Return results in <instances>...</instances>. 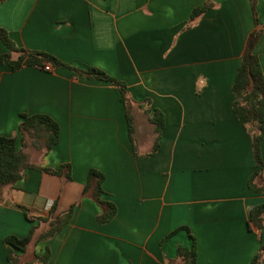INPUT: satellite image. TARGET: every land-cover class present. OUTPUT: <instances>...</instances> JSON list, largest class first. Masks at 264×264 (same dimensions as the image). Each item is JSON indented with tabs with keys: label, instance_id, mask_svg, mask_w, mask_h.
Wrapping results in <instances>:
<instances>
[{
	"label": "crops",
	"instance_id": "0c3cea01",
	"mask_svg": "<svg viewBox=\"0 0 264 264\" xmlns=\"http://www.w3.org/2000/svg\"><path fill=\"white\" fill-rule=\"evenodd\" d=\"M254 2L256 25L249 0L0 2V28L18 48L77 70L98 69L163 116L152 151L154 126L135 106L130 141L115 86L63 68L12 71L0 42V137L17 135L22 115H46L58 125V142L48 152L24 153L32 165L63 168L61 177L27 169L2 190L0 264H11L9 249L18 264H182L177 250L193 242L194 264H251L264 230L248 216L264 203V190L248 188L251 135L232 111L231 86L254 29L261 30L253 52L264 78V0ZM205 3L209 9L186 27ZM260 157L264 164V137ZM90 170L103 176L101 199L116 209L107 223L96 220L104 207L92 198L95 178L85 191ZM70 207L68 223L37 242L46 224L35 219ZM31 227L24 252L4 244ZM46 253L45 263H35Z\"/></svg>",
	"mask_w": 264,
	"mask_h": 264
},
{
	"label": "trees",
	"instance_id": "16d2710c",
	"mask_svg": "<svg viewBox=\"0 0 264 264\" xmlns=\"http://www.w3.org/2000/svg\"><path fill=\"white\" fill-rule=\"evenodd\" d=\"M3 0H0L2 2ZM254 24L257 19L255 17V2L249 0ZM210 5L205 3L201 8L192 10L187 26L191 25L201 14H203ZM261 36V30H252L246 38L243 52L240 57L239 66L236 69L234 81L231 86L233 100L231 102L232 111L237 118L242 129L251 135V148L253 155V172L248 180V188L254 192L260 193L264 190V182L261 181V172L264 164L260 157V144L264 137V78L258 57L253 52L254 46ZM0 42L7 50L4 56L5 64L12 70H18L24 66H33L42 69L44 65L51 68H63L77 73L78 75L105 81L115 86L119 91V100L124 106L125 119L127 124V132L130 141L133 135V115L132 109L135 106L141 109L147 116L148 121L154 126L156 138L153 149L157 148V140L159 133L163 127V116L157 111L150 112L148 107L149 101L142 102L132 101L126 94L122 83L105 75L102 71L89 68L85 71L77 70L67 64L57 60L54 56L41 52L18 48L9 38L7 32L0 28ZM146 106V108H145ZM17 135L21 136L20 148L17 149L15 140ZM17 135L11 137H0V203H2V190L7 186H12L21 177L23 171L33 169L46 172L61 177L62 167L57 170L46 169L32 165L28 162L24 149L30 148L35 150H44L48 152L57 142L59 137V128L56 122L46 115L21 116V123L17 128ZM65 179L69 180V174H65ZM95 178L96 182L92 191L93 200L104 207L102 214L96 220L98 223H107L115 215V206L101 199L103 194L101 183L103 176L90 170L87 174V182L85 191L90 187L91 180ZM260 182V184H258ZM29 221L34 219L29 217L26 210L18 207ZM73 207L62 215L53 217V213H49L47 219H35L37 223H45V229L36 238L37 242H43L51 238L55 233L59 232L70 220ZM249 225L259 230H264V203L254 207L248 216ZM36 227H31L27 235L21 239L9 236L4 238L3 242L10 248L19 252H24L27 244L31 241ZM177 255L182 259V264H194L196 259L195 244L192 243L190 249H178ZM264 255V247L252 258L251 264H262ZM48 253L35 260V263H45ZM7 260L11 264H18L15 256L12 255L10 249L7 252Z\"/></svg>",
	"mask_w": 264,
	"mask_h": 264
},
{
	"label": "built area",
	"instance_id": "2783aa9c",
	"mask_svg": "<svg viewBox=\"0 0 264 264\" xmlns=\"http://www.w3.org/2000/svg\"><path fill=\"white\" fill-rule=\"evenodd\" d=\"M43 71L48 72L51 70V67L49 65H44V67L42 68Z\"/></svg>",
	"mask_w": 264,
	"mask_h": 264
},
{
	"label": "water",
	"instance_id": "95a60500",
	"mask_svg": "<svg viewBox=\"0 0 264 264\" xmlns=\"http://www.w3.org/2000/svg\"><path fill=\"white\" fill-rule=\"evenodd\" d=\"M262 264H264V263H262Z\"/></svg>",
	"mask_w": 264,
	"mask_h": 264
}]
</instances>
